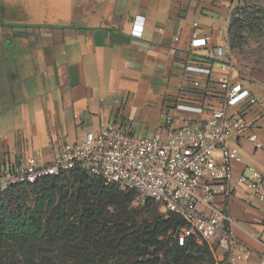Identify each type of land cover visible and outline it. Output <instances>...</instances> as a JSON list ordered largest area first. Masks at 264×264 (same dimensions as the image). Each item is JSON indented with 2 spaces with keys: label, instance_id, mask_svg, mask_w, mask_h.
I'll use <instances>...</instances> for the list:
<instances>
[{
  "label": "crops",
  "instance_id": "obj_1",
  "mask_svg": "<svg viewBox=\"0 0 264 264\" xmlns=\"http://www.w3.org/2000/svg\"><path fill=\"white\" fill-rule=\"evenodd\" d=\"M237 2L0 0V161L34 153L48 162L63 143L81 141L102 124L167 138L207 119L223 104L221 65L229 59L223 46ZM139 17L141 38L132 36ZM231 79L256 102L229 112L245 110L264 144L263 79L238 68ZM252 132L234 140L242 161L231 196L216 203L228 205L231 239L257 264L264 257V202L238 182L250 165L264 175V150L249 140ZM231 255L217 251L216 258L231 264Z\"/></svg>",
  "mask_w": 264,
  "mask_h": 264
},
{
  "label": "built area",
  "instance_id": "obj_2",
  "mask_svg": "<svg viewBox=\"0 0 264 264\" xmlns=\"http://www.w3.org/2000/svg\"><path fill=\"white\" fill-rule=\"evenodd\" d=\"M142 19L137 18L132 36L142 37ZM197 36L193 34V38ZM223 48L229 58L221 65L226 74L219 84L223 104L207 119L170 130L167 138L140 136L126 127L102 124L98 132L87 134L81 141L63 143L48 162L38 160L34 153L17 159L4 157L0 161V193L79 171L101 179L107 186L135 192L141 205L153 200L166 216L181 217L185 226L179 231L180 245L194 238L216 252L232 254L231 264H250L253 252L246 247L238 248L231 239L229 226L233 221L228 205L216 203L220 196H231L234 167L242 161L234 140L252 132L257 125L245 110L229 112L231 107L246 108L256 101L248 89L231 79L236 66L228 39ZM194 85L198 87L199 83ZM249 140L256 149L264 150L256 132H252ZM238 182L264 202V175L255 166H248ZM235 248L238 250L233 253ZM257 264H264V257Z\"/></svg>",
  "mask_w": 264,
  "mask_h": 264
},
{
  "label": "trees",
  "instance_id": "obj_3",
  "mask_svg": "<svg viewBox=\"0 0 264 264\" xmlns=\"http://www.w3.org/2000/svg\"><path fill=\"white\" fill-rule=\"evenodd\" d=\"M27 187L36 188L34 209L16 191ZM7 191L18 197L0 205V264H220L208 244L189 238L180 245L181 217L152 215L140 222L129 210L138 200L135 192L107 186L86 173ZM152 205L159 207L153 200L142 206ZM169 237H174L173 245L166 241ZM12 249L29 255L22 260Z\"/></svg>",
  "mask_w": 264,
  "mask_h": 264
},
{
  "label": "rangeland",
  "instance_id": "obj_4",
  "mask_svg": "<svg viewBox=\"0 0 264 264\" xmlns=\"http://www.w3.org/2000/svg\"><path fill=\"white\" fill-rule=\"evenodd\" d=\"M227 39L231 59L236 68L241 73L256 76L263 79L264 82V0H238L231 13ZM58 184L59 186L62 185L61 182ZM16 191L24 194L23 202L27 208H35L36 188H19ZM17 197L18 194L15 191L1 193L0 205L6 200ZM129 210L134 213L140 222L149 220L152 215L164 216L160 207L154 205L143 207L137 199L131 203ZM166 241L172 245L175 243L174 237H169ZM12 250L14 251H11L13 252L12 255L22 260L29 255L28 252ZM213 253L214 259L218 263L217 252L213 250ZM159 257L162 258V255Z\"/></svg>",
  "mask_w": 264,
  "mask_h": 264
}]
</instances>
